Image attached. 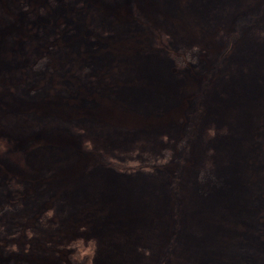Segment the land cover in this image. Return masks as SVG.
I'll use <instances>...</instances> for the list:
<instances>
[{
	"label": "rangeland",
	"instance_id": "rangeland-1",
	"mask_svg": "<svg viewBox=\"0 0 264 264\" xmlns=\"http://www.w3.org/2000/svg\"><path fill=\"white\" fill-rule=\"evenodd\" d=\"M255 89L264 0H0V264H264Z\"/></svg>",
	"mask_w": 264,
	"mask_h": 264
},
{
	"label": "bare ground",
	"instance_id": "bare-ground-1",
	"mask_svg": "<svg viewBox=\"0 0 264 264\" xmlns=\"http://www.w3.org/2000/svg\"><path fill=\"white\" fill-rule=\"evenodd\" d=\"M101 63H103V64H105V61H101ZM148 66H143V68H147ZM151 67V66H150ZM148 67V70H149V72L151 71V72H153L152 70H153V67ZM143 77H145L146 79L147 78H150V79H148V80H151V74L150 75H147V77L146 76H144V75H142ZM263 88V87H262ZM248 90H249V88H248ZM251 90V89H250ZM258 90L259 89H255L254 90V93H255V95H257L256 96V98H252V93L250 94V96L248 97V98H250L249 100H248V102H253L255 99H256V101H262L261 100V98H263L264 97V95H260L261 93H258ZM263 91V93H264V89H261V90H259V92H262ZM249 94V93H248ZM259 94V95H258ZM247 97L245 96L244 97V99H243V102L241 101L240 103H241V105H243V107H242V109L239 111V113H241V114H245L246 112H247V108H246V106L248 105V102H247ZM261 97V98H260ZM257 107H259V106H257ZM236 236H237V234H236ZM230 238V237H229ZM237 238H239V237H237ZM236 238V239H237ZM240 241H242L243 242V240L242 239H239ZM231 241H234V239L233 240H231Z\"/></svg>",
	"mask_w": 264,
	"mask_h": 264
}]
</instances>
